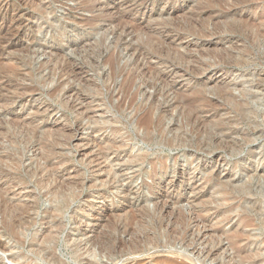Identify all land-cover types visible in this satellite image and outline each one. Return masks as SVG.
I'll return each mask as SVG.
<instances>
[{
    "label": "rangeland",
    "instance_id": "374dc122",
    "mask_svg": "<svg viewBox=\"0 0 264 264\" xmlns=\"http://www.w3.org/2000/svg\"><path fill=\"white\" fill-rule=\"evenodd\" d=\"M263 26L264 0H0V186L37 196L5 248L27 264H264ZM130 46L167 73L151 78L171 100H155L152 141L137 107L153 88L137 71L132 105L120 89ZM196 90L207 106L189 120L174 102Z\"/></svg>",
    "mask_w": 264,
    "mask_h": 264
},
{
    "label": "bare ground",
    "instance_id": "6f19581e",
    "mask_svg": "<svg viewBox=\"0 0 264 264\" xmlns=\"http://www.w3.org/2000/svg\"><path fill=\"white\" fill-rule=\"evenodd\" d=\"M229 10L231 9L228 8ZM227 9V10H228ZM225 10V9H224ZM201 11V10H200ZM199 11V12H200ZM196 12V11H195ZM197 11V13H199ZM3 13V12H2ZM227 13H229L228 11L225 12L224 14H222L223 16L226 15ZM209 16V15H208ZM221 16V15H219ZM135 20V19H134ZM127 21V20H126ZM237 22V21H236ZM131 23V22H130ZM129 26V25H128ZM137 26V25H136ZM235 26V24H234ZM165 27V26H164ZM242 27L241 25H239V23L237 24V26H235L234 28H236V30L238 29L239 32H241L242 30H240ZM120 28L123 30L124 33H127L130 37V34H131V31H130V28H127L125 26H120ZM173 28V27H171ZM243 28V27H242ZM136 30V29H135ZM233 30V29H232ZM238 32V31H237ZM243 32V31H242ZM259 32V31H258ZM257 32V33H258ZM260 32H262V37L264 39V26H263V30H261ZM117 33V31L115 32ZM177 33V32H176ZM235 33V32H234ZM118 34V33H117ZM116 34V35H117ZM179 34V33H177ZM124 35V34H123ZM249 37L251 38V43L252 44H256V40L258 39V34L254 33L250 36V34H248ZM178 36V35H177ZM127 37V36H126ZM169 37V36H168ZM181 37V36H180ZM116 39V38H115ZM117 39L119 41V39L121 41H123V43H119L117 42L116 45L118 46L119 49H122L124 48V50H127L128 46L130 45L128 42H125L124 41V38L121 37L120 33L118 34L117 36ZM248 39V38H247ZM258 42V41H257ZM166 43V42H165ZM136 53L135 55L133 56V59L132 61H129L128 63H125L124 67L125 66H128V69L124 72V81L122 82V85L120 86V89H121V92L123 93V96L127 99H129V105H132L133 104V101H134V95L136 94H131L129 92V88H130V85L133 83L134 81V77L136 76V72L138 71L139 74L143 77V81H142V87H151L153 88V93L152 94H149L148 97H150V101H149V104L147 106H138L137 108L139 110H142L140 116L138 117L137 119V125L140 126L143 131H144V137L145 139H147L148 141H152L153 140V135H152V129L156 130L157 132L160 131L161 129V125H162V114L160 113L158 116H154V112H153V109L155 108L154 107V103H155V100L157 98L158 95H162L163 99H162V104L164 105L165 103L167 104V106H170V102L171 100H168L166 93H164L162 91V89L160 88V86L158 84H156V81L159 80V82H166L167 81V73H165V71L161 70V69H158V68H153L152 65H149L147 66V56L148 55L147 53L143 52L140 48L137 49V46H130ZM234 52V51H233ZM241 54V53H240ZM263 55H264V52H263ZM112 56V55H111ZM109 57V59L111 61H114V58L112 57ZM142 56V57H141ZM229 56V55H228ZM231 56V54H230ZM248 56V55H247ZM181 58L183 59H191V57L189 56H184V55H180ZM235 57V56H234ZM144 58L145 61H144ZM231 58V57H230ZM229 59V57H228ZM192 60V59H191ZM225 61V60H224ZM231 61V60H230ZM69 62V61H68ZM169 62H172V60L170 59ZM168 62V63H169ZM195 62L197 63L198 61L195 60ZM1 63V62H0ZM229 63V62H227ZM132 64L133 66V69L130 67L129 68V65ZM249 64V63H247ZM29 65V63H28ZM232 65V64H231ZM237 65V64H236ZM152 66V67H151ZM187 66V65H186ZM124 67H122V70L124 69ZM174 67V66H173ZM189 67V66H188ZM16 68V67H15ZM126 68V67H125ZM67 70L68 73H70L72 76L76 75V73L78 72L77 70L79 69L77 66H75L74 64L71 65L70 63H68L67 65H65L63 67V70ZM140 69V70H139ZM122 70H120V72H123ZM187 70V69H186ZM192 70V69H191ZM194 70V69H193ZM5 71V70H4ZM7 71V70H6ZM15 71H20L19 68H16V69H13L12 67V70L10 71L11 74H16ZM13 72V73H12ZM22 72V71H21ZM5 73V72H4ZM147 77L145 79V77ZM154 80H156L155 82H153L154 80H152L153 78ZM152 78V79H151ZM11 80H9L8 78L5 79V81L3 82V84H6V83H10ZM138 86V88L136 89V91H141L142 89L140 88L141 87ZM73 87V85H72ZM70 91L72 90V88L69 89ZM75 91V90H74ZM73 91V92H74ZM135 91V90H134ZM69 93V92H68ZM178 96V95H177ZM174 98V96H173ZM80 99V98H79ZM181 99V98H180ZM174 103H181L182 104V107L184 106L185 109H186V114L187 115V119H193V118H197L198 117V109L199 108H202L205 104H206V101L203 97V94L200 90H196L191 96L187 97L186 99H183L182 100H175ZM207 105H205L206 107ZM201 119V118H200ZM197 120V119H196ZM202 121V120H200ZM222 129H224L223 127H220L218 129V132H221L223 133ZM226 138V137H225ZM155 140V139H154ZM201 143V142H200ZM7 154V153H6ZM9 154V152H8ZM7 154V155H8ZM46 155V154H45ZM49 155V154H48ZM6 156V155H5ZM46 158V157H45ZM103 159V157H102ZM101 159V160H102ZM108 159V158H107ZM104 160V159H103ZM113 160V159H111ZM107 160H105L106 162ZM104 164V163H102ZM97 165V164H96ZM95 165V166H96ZM68 177V176H67ZM66 177V179H67ZM64 179V174H56L55 176V181L56 183L58 182H61L62 180ZM15 187L16 185L14 184H10L8 186H0V209L1 211L3 212L2 213V217L0 219V232L2 235H7V236H10L12 237L16 243H20L21 240H20V236L21 234L23 233L24 229H25V223L27 222V219L31 216V211L36 207L37 205V196H34V192L30 191V192H27L25 194V196L27 197L26 200H23V199H19V198H15V195H16V191H15ZM57 189V186L55 188H53V190H49L50 192L49 193H54ZM216 210V209H215ZM220 210V209H219ZM218 212V210H217ZM198 216V215H197ZM54 217V216H53ZM199 218V217H198ZM196 219V218H194ZM193 219V220H194ZM54 220H55V217H54ZM203 219L200 218V221L198 219V222H201ZM249 220V219H248ZM57 220H55V223H56ZM195 221V220H194ZM193 221V222H194ZM31 222V221H30ZM191 221H189V218H188V224H187V221H186V224H187V227H184L179 233V237L178 238H174L173 241H181L183 239H185V237L187 236L188 234V231L187 230L189 228V223ZM192 222V223H193ZM248 223V222H247ZM198 224V223H197ZM29 226V225H28ZM48 230V229H47ZM234 237L240 239V240H246L248 241L250 238L248 237V235H244L243 233L241 232H236L234 233ZM43 238V237H42ZM41 238V239H42ZM53 238V234L51 232H49L48 234H45L44 238L41 240V241H37L35 244L37 245V247L39 249H43L44 250V246L46 244V242H48V240L50 241L51 239ZM40 240V239H39ZM171 242V241H170ZM195 243V242H194ZM199 243V242H198ZM128 244V243H127ZM197 243L193 244V246L191 247V252L193 251H196V253H200L202 252L201 250H199L200 248H197L196 247ZM186 246V245H185ZM190 246V245H189ZM217 246V245H216ZM169 248V247H168ZM214 248V247H213ZM202 249V248H201ZM117 250V249H116ZM212 250V246L210 248H205V252L206 253H210V251ZM244 250V248H243ZM0 251H1V256H0V259H8L11 261V263L13 264H27L25 261H23L22 259L20 260V258L18 257V254L16 253H13L12 251L8 250L5 248V246L3 245V243L0 241ZM49 251V250H48ZM166 251V250H165ZM189 251V252H190ZM238 251V249H237ZM168 254H171V255H176L178 254L175 250H168L167 251ZM184 252V251H183ZM239 252V251H238ZM36 253V252H35ZM48 255H51L52 258H54L52 255V252H48L47 253ZM182 254V253H181ZM246 253H244L243 256H246V258L248 259L249 262H253L254 261V258L251 257V256H248V255H245ZM248 254V253H247ZM184 255V254H183ZM182 255V256H183ZM193 256V254H191ZM190 255V256H191ZM199 255V254H197ZM47 256V255H46ZM186 256V255H185ZM191 258V257H189ZM188 258V259H189ZM192 259V258H191ZM167 260H172L171 258H167ZM165 259V263L164 264H168V261ZM193 260V259H192ZM173 261V260H172ZM88 264H94L93 262L91 263H88Z\"/></svg>",
    "mask_w": 264,
    "mask_h": 264
}]
</instances>
